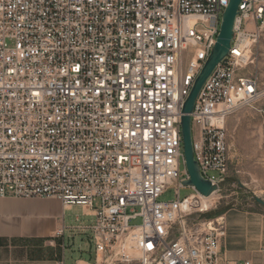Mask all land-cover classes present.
<instances>
[{"label":"built area","instance_id":"1","mask_svg":"<svg viewBox=\"0 0 264 264\" xmlns=\"http://www.w3.org/2000/svg\"><path fill=\"white\" fill-rule=\"evenodd\" d=\"M228 3L0 0V198L86 209L69 229L88 235L96 257L128 258V242L140 264H252L224 252L222 218L189 221L197 207L179 198L182 105ZM263 32L264 0H240L228 52L189 115L211 194L228 172L225 117L258 97L246 68Z\"/></svg>","mask_w":264,"mask_h":264},{"label":"rangeland","instance_id":"2","mask_svg":"<svg viewBox=\"0 0 264 264\" xmlns=\"http://www.w3.org/2000/svg\"><path fill=\"white\" fill-rule=\"evenodd\" d=\"M246 70L258 78V97L253 103L239 105L225 117L230 146L227 176L219 190L207 199L199 198L190 186L179 188L180 199L194 194L202 203L192 210L189 221L194 223L214 220L230 208L264 211L254 200L255 196L264 200V32L253 47V63ZM172 198L173 189L161 197ZM132 223L138 224L140 219ZM56 243L61 245L54 246L58 255H62L63 247L66 249V261L71 253H76L68 264H140L134 248H125L128 258L114 252L96 257L87 234L65 233Z\"/></svg>","mask_w":264,"mask_h":264},{"label":"crops","instance_id":"3","mask_svg":"<svg viewBox=\"0 0 264 264\" xmlns=\"http://www.w3.org/2000/svg\"><path fill=\"white\" fill-rule=\"evenodd\" d=\"M88 211L81 206L63 205L53 198H0V264H68L54 251L75 216ZM84 217L83 220H88ZM225 236L222 247L235 261L264 264V211L230 208L221 214ZM62 236H56L58 230ZM80 234V233H77ZM73 256V257H72Z\"/></svg>","mask_w":264,"mask_h":264},{"label":"water","instance_id":"4","mask_svg":"<svg viewBox=\"0 0 264 264\" xmlns=\"http://www.w3.org/2000/svg\"><path fill=\"white\" fill-rule=\"evenodd\" d=\"M240 0H229L228 6L223 12L220 31L209 56L203 67L196 76L191 90L185 99L181 109V136L183 158L188 179L183 181L184 186L194 188L200 195L209 196L216 187L211 185L208 180L201 177L196 161L193 159L191 135H190V113L193 111L195 99L206 78L212 72L214 67L227 54L229 43L232 37V28L235 16L237 14L238 3ZM254 200L264 208V200L255 196Z\"/></svg>","mask_w":264,"mask_h":264},{"label":"bare ground","instance_id":"5","mask_svg":"<svg viewBox=\"0 0 264 264\" xmlns=\"http://www.w3.org/2000/svg\"><path fill=\"white\" fill-rule=\"evenodd\" d=\"M199 198H201V199H207L208 197H210V196H212V194L210 195V196H202V195H200V194H196ZM196 195H194V194H192L191 195V201H192V204L194 205V206H196V207H199L200 208V204H202L199 200H198V198H196ZM207 206V205H206ZM217 218H221V216H219V217H217ZM125 248H133L128 242H126L125 244H124V249ZM126 250V249H125ZM130 250V249H129ZM132 251V250H131ZM127 252V251H126ZM128 254V253H127ZM131 255V254H130Z\"/></svg>","mask_w":264,"mask_h":264}]
</instances>
